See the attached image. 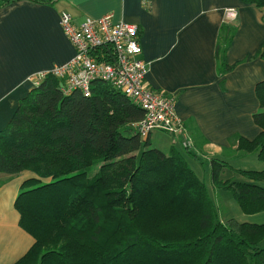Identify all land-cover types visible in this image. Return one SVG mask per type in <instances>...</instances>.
Returning <instances> with one entry per match:
<instances>
[{
    "label": "trees",
    "instance_id": "obj_1",
    "mask_svg": "<svg viewBox=\"0 0 264 264\" xmlns=\"http://www.w3.org/2000/svg\"><path fill=\"white\" fill-rule=\"evenodd\" d=\"M241 1L264 7V0ZM235 31L224 21L218 30L220 75L246 59L264 60L262 42L249 57L227 62ZM63 84L46 75L0 129V172L30 173L14 208L34 242L12 264H264V223L220 220L187 161L199 159L191 148L152 147L133 126L143 110L112 85L95 82L84 96L64 94ZM255 95L252 119L260 130L252 139L238 136L236 149L264 160V79ZM210 164L213 187L229 190L243 213L264 211V169L214 158ZM224 167L249 181L220 177Z\"/></svg>",
    "mask_w": 264,
    "mask_h": 264
},
{
    "label": "crops",
    "instance_id": "obj_2",
    "mask_svg": "<svg viewBox=\"0 0 264 264\" xmlns=\"http://www.w3.org/2000/svg\"><path fill=\"white\" fill-rule=\"evenodd\" d=\"M226 8L237 10L232 23L236 31L226 52L227 62L233 63L254 54L264 42V7L241 0H15L0 6V129L32 88L28 76L74 55L60 12H69L76 24L111 14L114 21L138 26L141 56L148 64L143 83L175 98L176 112L193 140L191 150L199 159L239 168L234 160L244 154L236 149L237 137L252 139L260 130L252 115L259 109L255 85L264 79V60L246 59L224 75L217 73L215 47ZM186 158L189 164L198 160ZM29 176L0 172V264L14 263L34 242L19 226L14 208L20 185Z\"/></svg>",
    "mask_w": 264,
    "mask_h": 264
},
{
    "label": "built area",
    "instance_id": "obj_3",
    "mask_svg": "<svg viewBox=\"0 0 264 264\" xmlns=\"http://www.w3.org/2000/svg\"><path fill=\"white\" fill-rule=\"evenodd\" d=\"M142 2L147 4L149 0ZM236 17V9L226 8L224 22L234 23ZM59 21L74 55L64 64L28 76L33 86L51 74L63 80L64 94L77 91L89 96L95 82L108 83L143 110V118L133 124L141 137L157 130L179 137L183 148L192 147L190 133L176 112L175 98L148 89L143 83L148 64L141 56L136 24L114 21L111 14L86 17L76 24L67 11L60 12Z\"/></svg>",
    "mask_w": 264,
    "mask_h": 264
},
{
    "label": "rangeland",
    "instance_id": "obj_4",
    "mask_svg": "<svg viewBox=\"0 0 264 264\" xmlns=\"http://www.w3.org/2000/svg\"><path fill=\"white\" fill-rule=\"evenodd\" d=\"M149 142L152 147L159 148L165 153L169 152L171 145H174L178 150L183 151V147L174 136L161 131H152L149 137ZM242 154L244 155L234 160L236 167L246 170L264 169V160L258 159L255 153ZM193 162H190V165L205 183L208 194L216 205L217 213L221 221L225 222L230 218H234L240 222L264 223V211L254 214L243 213L229 190L212 186L209 172L210 161H207L203 156H200V159L196 160L194 163ZM96 171L97 167H93L89 175H93ZM220 177H232L234 180L244 182L249 181L239 172H221Z\"/></svg>",
    "mask_w": 264,
    "mask_h": 264
}]
</instances>
